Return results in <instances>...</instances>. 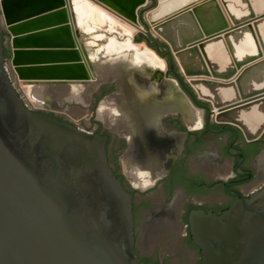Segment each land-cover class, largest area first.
Returning <instances> with one entry per match:
<instances>
[{"label":"water","instance_id":"water-1","mask_svg":"<svg viewBox=\"0 0 264 264\" xmlns=\"http://www.w3.org/2000/svg\"><path fill=\"white\" fill-rule=\"evenodd\" d=\"M88 1L146 28L207 129L245 142L264 133V0ZM0 26V264H146L104 137L40 113L20 88L41 86L46 102L64 86L95 85L94 31L78 27L73 0H0ZM187 223L196 264H264V185L218 214L191 210Z\"/></svg>","mask_w":264,"mask_h":264},{"label":"flooded vegetation","instance_id":"flooded-vegetation-1","mask_svg":"<svg viewBox=\"0 0 264 264\" xmlns=\"http://www.w3.org/2000/svg\"><path fill=\"white\" fill-rule=\"evenodd\" d=\"M92 4L73 0L78 27L87 32L84 22L90 14L94 26L108 37L87 39L88 44L96 45L90 58L94 57L101 70L98 77L131 67H149L161 73L149 72L146 92L122 73L118 86L100 83V79L88 85L84 102L71 98L75 102L67 104L64 100L70 99H62V103H52L56 95L51 94L46 102L37 100L41 106L34 108L104 137L108 164L132 195L134 250L140 260L157 264L155 246H159L161 264H196L199 251L190 239L189 212L218 214L232 200L247 197L264 185V133L245 142L239 135L233 139L230 131L219 132L223 125L209 123L207 129L199 107L173 83L162 46L158 53L163 59L145 44L104 27L110 20L115 29L132 35L142 24L133 23L132 30L119 28L113 15ZM150 29L157 35L151 24ZM170 82L173 85H168ZM29 89H21L25 97L31 95ZM105 99L113 101L115 107L105 109L101 103ZM72 105L81 107L83 113L78 119L74 110L77 107ZM100 110L105 112L103 117L98 114ZM95 113L99 120L94 118ZM110 114L114 116L112 123H104L112 120ZM227 149L239 153L230 155Z\"/></svg>","mask_w":264,"mask_h":264},{"label":"bare ground","instance_id":"bare-ground-1","mask_svg":"<svg viewBox=\"0 0 264 264\" xmlns=\"http://www.w3.org/2000/svg\"><path fill=\"white\" fill-rule=\"evenodd\" d=\"M165 9H167L166 6H164V8L162 7L160 9V12L163 13L165 11ZM101 11H103L102 8H100ZM99 21V20H98ZM139 22V21H138ZM117 26L119 28H123V29H128V30H132L134 29V24L130 21H126L125 23L121 24L119 23L118 21L116 22ZM150 24L151 23H148V27L150 29ZM152 25V24H151ZM97 30V29H96ZM151 30V29H150ZM152 32V31H151ZM126 35H129V39H131V36L130 34L128 33H124ZM161 38V37H160ZM162 39V38H161ZM133 41V40H132ZM156 54V53H155ZM157 55V54H156ZM158 56V55H157ZM35 65H40V64H35ZM16 66V65H15ZM26 65H21V64H18L17 67H18V70L21 69L22 67H24ZM11 67H14V65H11ZM101 72V70L99 71ZM14 75L16 76L17 74L14 73ZM185 79H189L188 76H184ZM21 80L22 79H18L17 78V83L20 85L21 83ZM27 87H29L30 89V94H27V101L29 102V104L33 107H39L41 106V101H43L42 99V93H44V91L42 90L43 88L41 86H36V85H28V86H22L21 85V89L23 91H25L27 89ZM89 89V86L88 85H83V84H70L68 86H64L62 89H61V92L60 94L56 95V96H59L58 98L59 99H71V98H75L77 99L78 101H82L84 102V98H85V94L87 93V90ZM55 91V90H54ZM57 93V92H56ZM25 95V93H24ZM30 96V97H29ZM47 97V95L45 96ZM37 100H40V102H37ZM98 114L100 117H103L105 115V112L100 110L98 111Z\"/></svg>","mask_w":264,"mask_h":264},{"label":"crops","instance_id":"crops-1","mask_svg":"<svg viewBox=\"0 0 264 264\" xmlns=\"http://www.w3.org/2000/svg\"><path fill=\"white\" fill-rule=\"evenodd\" d=\"M153 71V69H150L149 67H145V70H140L138 69L137 67H131V68H128L127 70L125 71H120L118 74H115V75H106L105 77H100L99 79L101 80L100 83H104V84H107V85H120L121 84V81H120V78L122 76V73H125L124 75V78L126 80H128L132 85L136 86L138 89L140 90H144V92H146V85H149V83H147V75H149V72ZM106 73H111V72H106ZM120 74V75H119ZM147 83V84H146ZM146 90V91H145ZM59 96H55L51 102L54 103V102H62L63 100L58 98ZM68 103H73L75 102L73 99H70V100H64ZM102 104L106 105L105 109H110V108H113L115 107V104L113 101H110V100H104V101H101ZM98 107V106H97ZM110 111V110H109ZM111 115V114H110ZM94 118H96L97 120H99L97 117H96V113L94 114ZM109 118V117H108ZM111 119L112 120H105L104 123H107V124H110L112 123L113 119H114V116L111 115ZM108 121V122H107Z\"/></svg>","mask_w":264,"mask_h":264},{"label":"rangeland","instance_id":"rangeland-1","mask_svg":"<svg viewBox=\"0 0 264 264\" xmlns=\"http://www.w3.org/2000/svg\"><path fill=\"white\" fill-rule=\"evenodd\" d=\"M91 6H93V4L91 5ZM87 17L89 18V20L88 21H86V22H84V26L86 27V29H87V32L89 33V32H91V31H94V33H91V34H89V36L90 37H88L87 39H92V38H98L99 37V35H102L103 34V31H99L98 30V28H96L94 25H96L93 21H92V18H91V16H90V14H87ZM1 27V26H0ZM101 27V26H100ZM106 29H110V30H113V31H116L117 33H119V34H124V32H122V31H120V30H117V29H115L114 28V26L112 25V23L110 22V20L106 23V25L104 26ZM97 29V30H96ZM104 36H105V34H103ZM102 35V36H103ZM102 37V40H103V38L104 39H106V38H108V37ZM130 36L129 35H126L125 34V38H129ZM138 40H139V37H138V39L137 40H134V42H138ZM154 71H156V70H154ZM154 71H152V73L154 72ZM161 71V70H160ZM59 103H62V102H59ZM64 104V103H63ZM62 106H64V105H62ZM66 106H69V105H66ZM65 106V107H66ZM72 106H75V105H72ZM75 107H77V106H75ZM62 108H64V107H62ZM62 108H60V110H63ZM69 108V107H68ZM78 108V109H77ZM76 109L74 108V110L76 111V116L75 117H77L76 119H78L79 117H81V115H82V111L80 110L81 109V107H77ZM59 109V108H58ZM74 116H73V118H75Z\"/></svg>","mask_w":264,"mask_h":264},{"label":"built area","instance_id":"built-area-1","mask_svg":"<svg viewBox=\"0 0 264 264\" xmlns=\"http://www.w3.org/2000/svg\"><path fill=\"white\" fill-rule=\"evenodd\" d=\"M146 31V28L142 25L141 26V29L140 30H135L134 31V33L135 34H137L138 36H139V40H138V42L137 43H143V44H145L147 47H149V48H151L152 50H154V47L151 45V44H149L150 43V41L147 39V38H145L144 37V35H145V32ZM154 52H155V50H154ZM156 53V52H155ZM158 55V54H157ZM159 56V55H158ZM160 57V56H159ZM160 58H162V57H160ZM163 59V58H162ZM165 67H166V65H165Z\"/></svg>","mask_w":264,"mask_h":264}]
</instances>
